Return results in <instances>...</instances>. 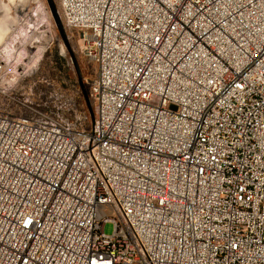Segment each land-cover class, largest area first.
Segmentation results:
<instances>
[{
  "label": "built area",
  "instance_id": "1",
  "mask_svg": "<svg viewBox=\"0 0 264 264\" xmlns=\"http://www.w3.org/2000/svg\"><path fill=\"white\" fill-rule=\"evenodd\" d=\"M55 3L94 120L0 110V264H264V0Z\"/></svg>",
  "mask_w": 264,
  "mask_h": 264
},
{
  "label": "rangeland",
  "instance_id": "2",
  "mask_svg": "<svg viewBox=\"0 0 264 264\" xmlns=\"http://www.w3.org/2000/svg\"><path fill=\"white\" fill-rule=\"evenodd\" d=\"M21 4L26 10L20 9ZM65 31L93 108L89 85L96 76V64L81 53L78 31L66 28ZM53 51L65 60L64 70L52 62ZM0 55L8 62L13 61L14 66L4 84V87L8 85L11 88L0 90L1 111L26 114L27 106L38 104L27 101L34 100L42 91L62 95L63 98H76L78 94V99L84 101L70 55L45 0H0ZM112 231L113 224L106 222L104 232L111 234Z\"/></svg>",
  "mask_w": 264,
  "mask_h": 264
},
{
  "label": "water",
  "instance_id": "3",
  "mask_svg": "<svg viewBox=\"0 0 264 264\" xmlns=\"http://www.w3.org/2000/svg\"><path fill=\"white\" fill-rule=\"evenodd\" d=\"M45 1L47 3V7H48V9L50 11V14H51L52 20H53V22L55 24V27L57 29V32H58L61 40L63 41V43H64V45H65V47L68 50V53L70 55V58H71V61H72V64H73V67H74V70H75V73H76V76H77V81H78L81 93H82V95L84 97L86 109H87L88 114H89V116L91 118V121L93 122V120H94V110L91 107L90 100H89L88 95L86 93V90L84 88L83 79H82V75H81V72H80V68L78 66V62H77L76 57H75V55H74L73 51L71 50L70 45L68 43V38H67V35H66L65 27L63 26L62 21L60 19L56 3L54 2V0H45Z\"/></svg>",
  "mask_w": 264,
  "mask_h": 264
},
{
  "label": "trees",
  "instance_id": "4",
  "mask_svg": "<svg viewBox=\"0 0 264 264\" xmlns=\"http://www.w3.org/2000/svg\"><path fill=\"white\" fill-rule=\"evenodd\" d=\"M52 57V62H54V65L56 64L57 68H60L61 70H64L65 69V60L58 56L56 52L53 51V55L51 56ZM76 99L78 100L79 104H80V107L82 109H86L85 107V103L83 101V99H81V101L78 99V94L76 96ZM94 107V105H93Z\"/></svg>",
  "mask_w": 264,
  "mask_h": 264
},
{
  "label": "bare ground",
  "instance_id": "5",
  "mask_svg": "<svg viewBox=\"0 0 264 264\" xmlns=\"http://www.w3.org/2000/svg\"><path fill=\"white\" fill-rule=\"evenodd\" d=\"M20 9H22V10H26V8H24L23 6H22V4L20 5ZM19 9V10H20ZM21 10V11H22ZM17 45V44H16ZM10 50V49H9ZM9 50H8V52H9ZM5 52V51H4ZM10 52H12V51H10ZM9 54V53H8ZM11 56H12V54H10ZM3 56H5V54L3 53ZM6 57H7V54H6Z\"/></svg>",
  "mask_w": 264,
  "mask_h": 264
}]
</instances>
